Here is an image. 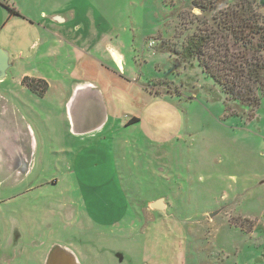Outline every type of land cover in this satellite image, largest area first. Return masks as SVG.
Listing matches in <instances>:
<instances>
[{
    "label": "rangeland",
    "instance_id": "obj_1",
    "mask_svg": "<svg viewBox=\"0 0 264 264\" xmlns=\"http://www.w3.org/2000/svg\"><path fill=\"white\" fill-rule=\"evenodd\" d=\"M204 12L192 0H0V42L15 26L22 48L0 86V264H45L56 244L80 264H264V90L256 107L234 100L185 55L197 22L211 24ZM54 29L113 70L125 57L134 84L119 111L138 123L72 133L71 80L30 55L41 42L28 49ZM39 69L54 89L34 112L15 98ZM162 198L166 211L151 208Z\"/></svg>",
    "mask_w": 264,
    "mask_h": 264
},
{
    "label": "trees",
    "instance_id": "obj_2",
    "mask_svg": "<svg viewBox=\"0 0 264 264\" xmlns=\"http://www.w3.org/2000/svg\"><path fill=\"white\" fill-rule=\"evenodd\" d=\"M192 4L212 18L211 24L197 22V30L184 45L185 55L197 58L226 95L256 107L264 90V17L256 2L192 0ZM40 82L46 92V81ZM138 120L134 117L131 122Z\"/></svg>",
    "mask_w": 264,
    "mask_h": 264
},
{
    "label": "crops",
    "instance_id": "obj_3",
    "mask_svg": "<svg viewBox=\"0 0 264 264\" xmlns=\"http://www.w3.org/2000/svg\"><path fill=\"white\" fill-rule=\"evenodd\" d=\"M13 9L19 12L17 9ZM54 16L57 17V20L61 21L62 24H64L67 20L62 15ZM14 17L16 18L12 19L13 21H15L16 19L24 20L25 18L24 15L20 14V12ZM14 28L15 32H13V29H5V27H3V32L6 30V35H3L5 41L0 42V44L2 45H0V47L3 50L7 51L9 57L10 55L12 56V58L8 57V60L10 59V61H12L14 65H16L13 58V53L18 49L22 50V48H17L19 47L18 45L21 39L19 38L18 32L16 31L18 30L17 27L14 26ZM59 35L60 33L57 32L56 29H54L52 38L45 39L44 41H40L39 38L29 36L33 44L31 43V45L28 46V49H33L36 43L41 42L39 49L37 51L34 50V55H30L36 57V60L40 58L41 60L48 61L49 64L57 65L58 72L63 77L62 79L67 78L71 80L72 89L66 93L65 102L66 114H68V121L70 120L69 126H71L72 133L76 134L77 136L83 137L84 135L95 132L99 128H105L109 124H111V127L113 125H119L117 124L119 122H117L116 124L115 122L119 121L121 117V120H123L127 118V116L138 118V121L133 122L138 123L140 121V118L135 114L128 115L131 113L119 111L120 103L123 104V101L120 100L121 95L125 93V90L132 87L131 85L134 84V77L130 79L128 76H125V57L119 56L118 53L115 52L114 58L117 62L115 64L117 65V69L119 70H113L106 66L105 63H102L100 59L86 53L82 46L71 45L66 40V38H69L68 36H66V34H64L63 37H60ZM47 57H54L55 60L52 61ZM83 63L85 64V66ZM88 68L99 71L101 73L98 76H87L86 73L88 71ZM44 71L45 70L39 69V74L32 77L34 79H41L46 81L48 89L45 93L43 92V96L45 97L47 96L48 92L54 89V87L51 83V78H47V74H45ZM21 78L26 79L28 77H26L24 74ZM8 79L9 78H7L6 80L2 79L0 80V83H7ZM96 96L100 97L102 105L97 102ZM25 97L32 100L33 106H30L31 100L27 103L24 102ZM15 100L18 105L23 104L28 108L31 107L34 112L38 105H42L41 97L27 92L24 95H17ZM92 109H97L98 111L102 110V112L103 110H105L106 114H101V122L89 126V123H91V121L93 120L90 113ZM124 124L125 122L123 123V125ZM66 247H69V245H66ZM70 248L72 247L70 246Z\"/></svg>",
    "mask_w": 264,
    "mask_h": 264
},
{
    "label": "water",
    "instance_id": "obj_4",
    "mask_svg": "<svg viewBox=\"0 0 264 264\" xmlns=\"http://www.w3.org/2000/svg\"><path fill=\"white\" fill-rule=\"evenodd\" d=\"M7 61L8 53L0 47V72L2 73L0 75V79L6 75L4 68ZM96 100L98 103H102L99 96H96ZM166 207L167 204L164 198L158 199L157 201L151 204V208L159 211H166ZM217 214L218 212L212 213L210 217H214ZM45 264H80V262L78 260L77 254L72 249L60 244H56L51 247L46 258Z\"/></svg>",
    "mask_w": 264,
    "mask_h": 264
},
{
    "label": "flooded vegetation",
    "instance_id": "obj_5",
    "mask_svg": "<svg viewBox=\"0 0 264 264\" xmlns=\"http://www.w3.org/2000/svg\"><path fill=\"white\" fill-rule=\"evenodd\" d=\"M8 57H9V55H8ZM9 58H12V56L10 55ZM12 65H14V63L12 61H10V59H9L6 62V65H5V68H4V71H5L6 75L4 77H2L0 80H2V79L6 80L7 78H11L10 75L13 74V66ZM1 74L2 73L0 72V75ZM12 79H13L12 81L15 82L13 77H12ZM37 83H40V79L26 78V79H23V84L21 85V83H20L19 85H21L22 86V90H26L27 93H31L32 92V94L39 96L40 94L43 93L44 88H42L41 90H40V88L37 89V85H36ZM2 84H6V83H0V86H2ZM13 85L14 86L15 85L18 86V84H13ZM90 113H91V118L93 120L91 121V123H89V126L101 122L102 118L100 116H101V114H106V111L103 110V112H102V110L98 111L97 109H92V111Z\"/></svg>",
    "mask_w": 264,
    "mask_h": 264
}]
</instances>
